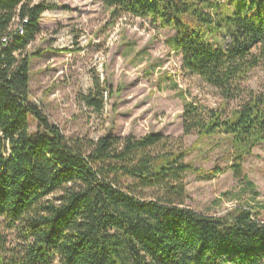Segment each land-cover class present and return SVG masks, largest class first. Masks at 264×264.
Here are the masks:
<instances>
[{
    "label": "trees",
    "instance_id": "16d2710c",
    "mask_svg": "<svg viewBox=\"0 0 264 264\" xmlns=\"http://www.w3.org/2000/svg\"><path fill=\"white\" fill-rule=\"evenodd\" d=\"M103 4L113 20L170 29L166 44L184 75L238 102L208 108L188 100L171 75L157 83L183 99L184 134L198 135L193 147L224 137L235 178L254 191L243 164L264 142V93L244 83L264 62V0ZM56 8L0 0V264H264V220L252 206L208 215L186 204L184 179L197 171L185 160L190 148L158 133L67 137L32 100L31 61L40 54L26 51L42 15ZM81 97L102 111L101 81Z\"/></svg>",
    "mask_w": 264,
    "mask_h": 264
},
{
    "label": "rangeland",
    "instance_id": "374dc122",
    "mask_svg": "<svg viewBox=\"0 0 264 264\" xmlns=\"http://www.w3.org/2000/svg\"><path fill=\"white\" fill-rule=\"evenodd\" d=\"M39 1L57 8L42 15L41 33L26 51L40 54L31 61L30 95L51 122L67 137L94 141L105 135L169 136L190 148L185 160L197 169L184 179L189 207L222 215L238 204L247 205L264 220V142L244 161V173L255 190L243 191L244 184L230 168L229 142L217 135L193 147L198 135L184 134L183 99L166 89V82L157 85L159 77L171 75L188 100L218 110L238 104L223 100L199 78L184 75L180 56L166 44L170 29L130 16L113 20L103 0L34 3ZM222 37L227 44L229 39ZM94 79L104 88L102 111L87 106L81 97L94 87ZM244 85L264 93V62L249 73ZM216 167L217 173L209 176Z\"/></svg>",
    "mask_w": 264,
    "mask_h": 264
},
{
    "label": "bare ground",
    "instance_id": "6f19581e",
    "mask_svg": "<svg viewBox=\"0 0 264 264\" xmlns=\"http://www.w3.org/2000/svg\"><path fill=\"white\" fill-rule=\"evenodd\" d=\"M26 21V20H25ZM21 22V21H20ZM18 23L19 22H17V24H16V28L15 29H18V31L21 33V34H23L24 32H23V28H22V23L20 24V25H18ZM14 29V30H15ZM14 33H15V31H14ZM17 33V32H16ZM4 39V38H3ZM6 40H7V38H6ZM5 41V40H4ZM6 42V41H5Z\"/></svg>",
    "mask_w": 264,
    "mask_h": 264
},
{
    "label": "built area",
    "instance_id": "2783aa9c",
    "mask_svg": "<svg viewBox=\"0 0 264 264\" xmlns=\"http://www.w3.org/2000/svg\"><path fill=\"white\" fill-rule=\"evenodd\" d=\"M24 21V19H22Z\"/></svg>",
    "mask_w": 264,
    "mask_h": 264
}]
</instances>
